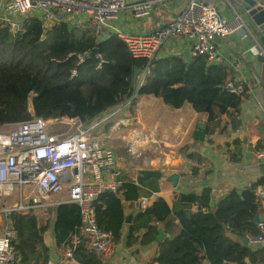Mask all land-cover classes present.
Segmentation results:
<instances>
[{
	"label": "trees",
	"instance_id": "1",
	"mask_svg": "<svg viewBox=\"0 0 264 264\" xmlns=\"http://www.w3.org/2000/svg\"><path fill=\"white\" fill-rule=\"evenodd\" d=\"M94 47L99 52L91 56ZM79 55L84 56L83 61ZM136 67L150 71L145 83L137 87L133 82ZM230 74L226 65L211 63L205 55L190 62L178 55L156 56L151 61L136 58L120 36L110 33L98 40L89 25L63 22L45 28L37 17H27L13 28L0 21V125L33 115H65L79 117L89 127L121 104L126 103L125 109L134 115L143 95L161 97L174 108L189 102L197 112L207 113L209 122L224 114L236 117L243 99L227 91ZM114 121L106 120L103 131H109ZM234 142L239 145L242 141ZM234 159L239 158L236 155ZM148 181L139 185L129 180L118 192L102 193L94 201L99 226L112 232L116 244L123 239V200L133 201L159 191L157 182ZM259 185H264V175L241 191L230 188L217 202L210 186L198 193L177 194L172 206L159 197L146 210H137L126 245H155L156 254L147 264H248L247 259L252 263L264 260L262 248L253 249L230 236L245 238L258 232L257 217L263 210L255 194ZM52 210L48 208L45 215L35 209L26 214L11 213L21 264H47L49 254L43 236ZM55 212V240L61 247L80 223V207L63 202L57 204ZM161 228L166 236L158 241ZM75 254L81 264H104L86 244H81Z\"/></svg>",
	"mask_w": 264,
	"mask_h": 264
},
{
	"label": "built area",
	"instance_id": "2",
	"mask_svg": "<svg viewBox=\"0 0 264 264\" xmlns=\"http://www.w3.org/2000/svg\"><path fill=\"white\" fill-rule=\"evenodd\" d=\"M214 1L190 0L173 21L149 33L124 32L114 23L130 4L135 18L149 16L154 9L153 0H0V21L17 28L23 19L37 17L47 28L63 22L81 24L86 20L96 33L117 34L134 57L149 61L167 39L183 37L192 41L193 58L205 55L209 62L217 64L223 60L218 40L226 39L235 28ZM256 1L264 7V0ZM12 17L18 18L14 21ZM241 26L238 22L237 27ZM79 58L84 60L83 55ZM144 72L146 78L149 68ZM225 87L237 96L248 91L247 83L235 78L228 79ZM127 144L132 154L141 153L134 148L132 140ZM254 154L257 161H264V149ZM122 175L114 148L103 135L86 128L79 117L33 115L27 120L0 125V209L8 217L15 211L25 213L29 210L26 200L31 201V207L42 205L65 189L68 190L66 201L80 207V223L60 247L64 264H80L75 252L81 244L102 258L112 257L116 252L112 232L102 229L97 222L94 201L102 193L118 192L124 184ZM28 186H35L37 193L21 194ZM255 194L264 206V185L257 186ZM154 200V196H142L135 200V206L146 210ZM257 226L258 232L248 237V243L264 250V219L257 221ZM15 238L16 231L7 225L0 236V264H19ZM258 264H264V260Z\"/></svg>",
	"mask_w": 264,
	"mask_h": 264
},
{
	"label": "crops",
	"instance_id": "3",
	"mask_svg": "<svg viewBox=\"0 0 264 264\" xmlns=\"http://www.w3.org/2000/svg\"><path fill=\"white\" fill-rule=\"evenodd\" d=\"M189 1L153 0V12L143 19L134 17L130 4L122 11L114 26L124 32L149 33L173 21L187 8ZM214 3L221 14L231 20L235 28L226 39L218 40L223 58L219 63L229 68L230 78L244 80L248 85L247 93L242 96L241 110L236 117L224 114L218 120L209 122L207 113L197 112L189 102L180 108H174L163 102L161 97L143 95L136 104L134 115H129L124 108L120 113L111 109L103 118H96L89 126L96 130V134L103 135L107 143L114 148L117 163L122 168L124 183L134 180L140 185L137 179L140 169L161 170V178L148 179L149 184L158 183L159 191L142 196H154V199L162 197L170 206L177 194L198 193L207 186L212 187L214 202H217L230 188L237 187L241 191L260 176L244 170V167L256 163L257 158L254 153L264 149V63L258 79L255 76L257 55L260 51L264 52V44L256 36V30L249 28L239 17L237 6H233L229 0H215ZM244 19H247L246 16ZM87 22L84 20V24ZM238 22L241 23V27H237ZM95 35L98 40H102L108 36V32H95ZM191 45L192 41L189 39L172 37L161 45L156 56L178 55L186 62H190L194 59L191 55ZM143 83H145V72L141 71L136 87ZM117 114L121 116L115 120ZM233 118L237 123L236 128L233 127ZM108 119L115 121L109 131H103ZM235 139H241L242 142L238 145L234 142ZM131 140L134 148L141 151L140 154L129 152L127 143ZM236 155L238 160L234 159ZM173 175L179 177L177 186L172 181ZM143 188L147 189V186ZM22 193L36 194L37 188L24 187ZM15 195L18 196V193L16 192ZM67 197L68 190L65 189L52 195L50 201L42 205L31 207L29 205L31 201H25L29 210L23 214L35 209L41 215H45L48 208H53L51 218L49 217L50 226L43 236L49 254L47 264H64L60 247L55 240L54 223L55 207L57 204L67 202ZM123 204L125 216L132 211L137 213L135 200H123ZM262 207L263 210L258 216L260 219H264V206ZM10 219L11 214L8 217V213L1 210L0 236L4 234L7 225L11 226ZM130 224L125 222L123 239L116 244V252L112 257L103 258L104 264H147L156 254L155 245L146 247L138 244L132 247L126 245ZM230 236L244 242V238L236 234L231 233ZM248 246L253 249L261 248L250 243ZM19 264H21V254H19ZM201 264L210 263L204 261Z\"/></svg>",
	"mask_w": 264,
	"mask_h": 264
},
{
	"label": "water",
	"instance_id": "4",
	"mask_svg": "<svg viewBox=\"0 0 264 264\" xmlns=\"http://www.w3.org/2000/svg\"><path fill=\"white\" fill-rule=\"evenodd\" d=\"M229 3H231L233 6H237V14L239 17L245 22V24L251 28L256 30V36L260 38L262 43L264 44V7L257 5L256 0H229ZM241 11V12H240ZM244 16H246V20L244 19ZM263 48V46H261ZM99 48L94 47L90 51V55L94 56L98 54ZM258 58V64H257V70H256V78L258 79V76L261 74L262 65L264 63V52L260 51L257 55ZM141 73V69L139 67H136L135 74L133 77L134 86L136 87L137 84V78L138 75ZM144 84V83H143ZM233 127L236 128V120L232 119ZM244 170L249 171L254 174H260L264 175V161L258 160L256 163L247 165L244 167ZM162 177V171L158 169H151V168H144L140 169L138 171V183H142L145 180H148L150 178H161ZM172 181L177 186L179 177L178 175H173ZM135 213L129 212L125 216V222L126 223H132L134 219ZM260 218L257 217V221H259ZM169 236V234H167ZM166 236L165 232L161 228L159 231V235L157 237L158 241H161ZM244 244L248 245V237L244 238ZM248 264H255L251 263L249 259H247Z\"/></svg>",
	"mask_w": 264,
	"mask_h": 264
},
{
	"label": "rangeland",
	"instance_id": "5",
	"mask_svg": "<svg viewBox=\"0 0 264 264\" xmlns=\"http://www.w3.org/2000/svg\"><path fill=\"white\" fill-rule=\"evenodd\" d=\"M17 18L18 17H12V20H14V21H16L17 20ZM88 23H83V24H81V25H87ZM89 25V24H88ZM125 106H126V103L125 104H121V105H118V106H116V107H114V108H112V109H114V112H117V113H120L121 112V110H122V108H124L125 109ZM126 111H127V113H129V109H126ZM120 116H121V114H117V116L115 117V120H117L118 118H120ZM104 116H101V118H103ZM86 128H89V127H87V126H85ZM96 131V130H95ZM94 131V132H95ZM0 212H1V210H0Z\"/></svg>",
	"mask_w": 264,
	"mask_h": 264
}]
</instances>
